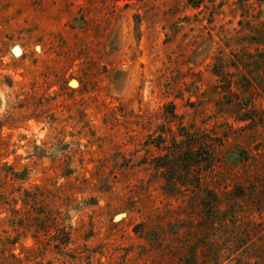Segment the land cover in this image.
Segmentation results:
<instances>
[{
	"label": "rangeland",
	"instance_id": "1",
	"mask_svg": "<svg viewBox=\"0 0 264 264\" xmlns=\"http://www.w3.org/2000/svg\"><path fill=\"white\" fill-rule=\"evenodd\" d=\"M0 264H264V0H0Z\"/></svg>",
	"mask_w": 264,
	"mask_h": 264
},
{
	"label": "trees",
	"instance_id": "2",
	"mask_svg": "<svg viewBox=\"0 0 264 264\" xmlns=\"http://www.w3.org/2000/svg\"><path fill=\"white\" fill-rule=\"evenodd\" d=\"M154 142L157 149L164 150L153 157L152 163L164 178L167 192L205 190L204 178L207 174L204 172L220 161L218 153L221 151L217 150L218 145H222L220 137H212L209 132L187 131L182 127L179 139L172 137L168 143L161 145L165 139L160 135ZM242 153L238 160L247 158L244 150ZM226 156L224 151L222 157Z\"/></svg>",
	"mask_w": 264,
	"mask_h": 264
}]
</instances>
